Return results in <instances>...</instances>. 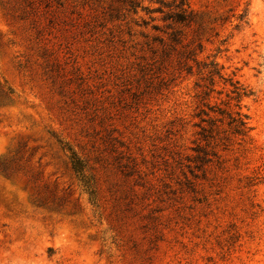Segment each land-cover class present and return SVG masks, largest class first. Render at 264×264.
I'll use <instances>...</instances> for the list:
<instances>
[{
    "label": "rangeland",
    "instance_id": "374dc122",
    "mask_svg": "<svg viewBox=\"0 0 264 264\" xmlns=\"http://www.w3.org/2000/svg\"><path fill=\"white\" fill-rule=\"evenodd\" d=\"M185 2L0 0V264H264V0Z\"/></svg>",
    "mask_w": 264,
    "mask_h": 264
},
{
    "label": "trees",
    "instance_id": "16d2710c",
    "mask_svg": "<svg viewBox=\"0 0 264 264\" xmlns=\"http://www.w3.org/2000/svg\"><path fill=\"white\" fill-rule=\"evenodd\" d=\"M171 4H173L174 8L176 9L170 17L178 21H187L189 18V14L186 10V2L185 0H171ZM238 88L235 86V90L238 93ZM239 94V93H238ZM240 96V95H238ZM245 116L236 112V116H231V121L235 123V132L237 133H245L247 129V122L245 121ZM77 164L74 162V168H76Z\"/></svg>",
    "mask_w": 264,
    "mask_h": 264
}]
</instances>
